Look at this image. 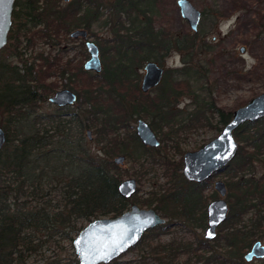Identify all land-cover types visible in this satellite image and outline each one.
Returning a JSON list of instances; mask_svg holds the SVG:
<instances>
[{
  "label": "trees",
  "instance_id": "obj_1",
  "mask_svg": "<svg viewBox=\"0 0 264 264\" xmlns=\"http://www.w3.org/2000/svg\"><path fill=\"white\" fill-rule=\"evenodd\" d=\"M165 4L167 0H15L8 41L0 51V127L6 136L0 153V264L23 263L37 250L35 240L44 236L43 242L51 241L58 233L64 240L73 239L82 229L81 222L117 217L133 204L190 221V208L199 203L192 194L199 196L203 184L186 180L182 159L175 162L159 156L164 143L161 148L144 145L133 122L149 118L162 139L172 140L178 148V132L201 121L202 127L221 130L234 110L205 97L192 112L174 106L178 96L193 92L188 80L190 56L202 41L198 32L179 37L158 28ZM96 24L108 26L112 35L104 41L106 47L100 42L101 74L84 70V59L74 64L60 54L65 41L72 40V31L91 32ZM55 49L59 53H53ZM175 50L183 54L185 65L166 69L162 83L144 93L140 88L144 64L163 62ZM173 73L180 82L174 84ZM62 79L67 82L61 81V86ZM60 86L75 90L77 111L70 113L55 104V111L45 110ZM89 129L96 131L97 151L91 146ZM234 134L239 151L224 170L229 176V214L215 242H199L202 264H248L244 254L264 237V173H256L258 165L264 168V117L242 123ZM120 154L143 158L142 170L130 173L116 164L112 158ZM155 162L165 166L170 186L145 198L139 194L142 180ZM125 177L140 184L129 199L119 193ZM214 197L202 191V206ZM169 224L150 230L136 246L151 231L167 232ZM220 241L221 251L214 245ZM192 250L180 242L159 244L149 254L161 264H187L175 259Z\"/></svg>",
  "mask_w": 264,
  "mask_h": 264
},
{
  "label": "rangeland",
  "instance_id": "obj_2",
  "mask_svg": "<svg viewBox=\"0 0 264 264\" xmlns=\"http://www.w3.org/2000/svg\"><path fill=\"white\" fill-rule=\"evenodd\" d=\"M190 1L203 13L197 31H194L188 21L181 15L177 0H167V4L161 10L159 21L156 23L158 28L168 29L172 34L179 35V37L197 32L201 36L200 48L197 49V53L195 51L190 56L192 62L190 71L192 74L188 80L193 92L183 93L178 96L175 99L174 106L183 109L185 113L192 112L198 108L200 103H202V98L205 97L226 110H236L246 105L253 97L264 92V0ZM89 37L91 41L96 42L101 48L100 42L106 47L104 41L111 38L112 35L108 26L96 24L93 30L89 32ZM65 43L67 50L60 52L64 60L72 59L74 64H76L81 59H84L83 69L85 70L84 64L90 57L86 43H82V38H72V40H66ZM40 45L39 47L41 48L49 49L44 44ZM243 46L246 47L245 52L241 51ZM59 51L55 49L53 53H59ZM183 58V54L175 50L161 63L165 69L179 68L185 65ZM88 72L94 73V71ZM101 72L97 74H101ZM140 72L143 76L144 69L142 68ZM172 75L174 84L180 82L178 76L174 73ZM61 81L67 82L66 79L59 80L61 86ZM61 86L57 90L69 89V87L64 88ZM187 89L190 88L187 86ZM72 91L75 92L73 89ZM45 110L49 112L55 111L56 106L50 103L46 104ZM66 110L70 113L77 111V101L75 104L68 106ZM143 119L150 123L149 118ZM136 124L137 119L133 122L134 130H136ZM89 130L92 137L90 140H93L91 141V146L97 151L96 131ZM221 131L222 128L219 130L209 126L180 131L178 132L179 136L176 137L179 140L178 148L173 147L175 142L172 140L164 141L162 139L164 135L155 131L159 139L164 143L163 145H166V148L159 147L162 149H160L159 156H168L172 160L180 161L186 151L198 149L201 145L203 146L219 135ZM117 156L119 155L115 157ZM136 156H139L138 152ZM115 157L112 159L114 160ZM142 161L143 158L138 160L126 156L122 167L130 173H138V171L142 170ZM152 168V171L146 177H143L141 191L139 192L145 198L150 196L153 190L165 189L170 186L169 177L164 174L165 166L162 163L155 162ZM256 173L258 176L263 174L264 168L258 165ZM227 178H229L227 172H223L216 177V179H221L225 182ZM152 181H156L155 184ZM203 191H205V194H212L214 186H207ZM93 220L95 219L91 221ZM89 223L90 221H83L79 225L83 229ZM218 232L220 234V231ZM78 234L75 233L73 239L64 240L62 235L58 233L51 238V241L46 242H43V240L47 239L43 236V238L35 240V243L39 244L38 247L36 246L37 250L27 256L23 263L17 264H79V257L73 245V241ZM202 239L207 240L205 238V228L201 229L196 226L185 227L183 224L177 223L172 225L169 231L167 230L165 233L151 231L144 243L122 254L115 260V264H161L157 258H153L149 254V250L157 248L159 244H178L179 242L188 243L193 247V250L192 252L181 253L175 261H186L187 264H202V259L198 258L202 255V250L199 246V241ZM257 241H261L264 244V237ZM221 244V241L214 243L219 251L223 250ZM194 248L197 249V252ZM219 251L218 253H220ZM243 258L248 264H264V258L254 257L251 261H247L245 254Z\"/></svg>",
  "mask_w": 264,
  "mask_h": 264
},
{
  "label": "water",
  "instance_id": "obj_3",
  "mask_svg": "<svg viewBox=\"0 0 264 264\" xmlns=\"http://www.w3.org/2000/svg\"><path fill=\"white\" fill-rule=\"evenodd\" d=\"M69 2L70 0H64ZM181 15L188 21L194 31L198 30L202 20V11L190 0H177ZM15 0H0V51L7 44L8 34L12 26V14ZM72 38L88 39V31L84 28L75 29L70 33ZM89 59L84 68L88 71L100 73L103 69L100 48L90 39L86 42ZM246 47L241 51L245 52ZM144 75L140 88L144 93L157 87L164 76L163 64L150 60L144 65ZM76 92L65 88L56 91L50 97L52 104L71 106L76 103ZM264 117V92L253 97L246 105L233 111L231 120L223 127L219 135L195 151L184 154V175L190 181L202 182L211 177L214 172L225 169L236 157L239 151V142L235 138L236 129L247 121H257ZM91 137V131H87ZM136 134L141 142L150 147H159L161 141L150 125L143 118H139L136 124ZM6 136L0 127V153L4 146ZM126 155H119L114 162L122 165ZM138 181L134 177L125 178L119 185V193L126 199L137 193ZM215 188L220 198L210 202L208 206V227L205 238L213 240L218 236V227L227 220L229 205L226 200L227 185L223 180L215 183ZM162 217L153 208H142L133 204L130 209L117 217H102L91 221L83 228L74 239L73 245L79 257V264H109L129 249L135 247L143 235L150 229L165 223ZM254 257L264 258V244L256 241L245 254V259L251 261Z\"/></svg>",
  "mask_w": 264,
  "mask_h": 264
},
{
  "label": "flooded vegetation",
  "instance_id": "obj_4",
  "mask_svg": "<svg viewBox=\"0 0 264 264\" xmlns=\"http://www.w3.org/2000/svg\"><path fill=\"white\" fill-rule=\"evenodd\" d=\"M86 43V42H85ZM166 70V69H165ZM145 72V71H144ZM144 75V74H143ZM142 78H143V76H142ZM142 81V80H141ZM141 84V83H140ZM65 107H68V106H65ZM200 128V127H202V121L200 122V124H197V125H195V126H192L191 128L192 129H195V128ZM153 128V127H152ZM222 129H223V127H222ZM136 131V130H135ZM155 131V130H154ZM161 141V140H160ZM163 143H162V141H161V145H162ZM160 145V146H161ZM205 145V144H204ZM159 146V147H160ZM159 147H157V148H159ZM202 147V145L198 148V149H200ZM153 148H155V147H153ZM198 149H196V150H198ZM195 151V150H194ZM186 152H188V151H186ZM185 152V153H186ZM184 153V154H185ZM184 154H183V156H182V161H183V167H182V169H181V171H182V173L184 174V172H183V170H184V160H183V158H184ZM175 162H178L177 160H174ZM233 161V160H232ZM231 161V162H232ZM230 162V163H231ZM228 167V166H227ZM226 167V168H227ZM225 168V169H226ZM225 169H223V170H221V171H218V172H214L212 175H211V177L209 178V179H207V180H204V181H202V182H198V181H190V180H188L186 177H185V175H184V177L186 178V180L187 181H189V182H195V183H198V184H203V189L205 188V187H207V186H214V192L212 193V194H209V195H215V197L213 198V199H211L210 201H209V203L206 205V206H202V191H203V189H202V186H201V191H200V193H199V196H198V194L197 193H195V194H192L193 195V199L195 200V201H197L198 200V202L199 203H197L195 206H192V208H190L191 209V211H190V214H189V219H190V221L189 222H186V221H184V220H180L179 218H170V217H164V216H162L161 215V213H159L156 209V211L162 216V217H164L165 219H166V221H165V223H170L169 224V228L167 229L168 231H169V229H170V227L172 226V225H174V224H183L185 227H188V226H196V227H199V228H201L202 229V212L203 211H205V213H206V226H205V231H206V229H207V227H208V206H209V204H210V202L211 201H213V200H215V199H218V198H220L221 196H220V194L217 192V190H216V188H215V183L218 181V180H221V179H216V177L219 175V174H221V173H223V172H225L224 170ZM224 181V180H223ZM225 182V181H224ZM226 183V182H225ZM226 185H227V183H226ZM227 191H228V185H227ZM217 195H219V197H217ZM195 196V197H194ZM199 199H200V201H199ZM141 207V206H140ZM143 208V207H142ZM145 208H149V207H145ZM151 208H153V207H151ZM130 209V208H129ZM154 209V208H153ZM127 211V210H126ZM228 214H229V211H228ZM165 223H163V224H165ZM224 223V222H223ZM222 223V224H223ZM163 224H161V225H163ZM222 224L218 227V231H220L221 229V227H222ZM158 226H160V225H158ZM158 226H156L155 228H157ZM155 228H153V229H155ZM150 230H152V229H150ZM149 230V231H150ZM149 231H147V232H149ZM146 232V233H147ZM145 233V234H146ZM144 234V235H145ZM218 234H219V232H218ZM143 235V236H144ZM218 237V236H217ZM216 237V238H217ZM143 238V237H142ZM215 238V239H216ZM215 239H213V240H215ZM207 240H209V239H207ZM213 240H209V241H213ZM201 242H202V240H200ZM199 241V242H200ZM180 243V242H179ZM181 254V253H180ZM246 254V253H245Z\"/></svg>",
  "mask_w": 264,
  "mask_h": 264
},
{
  "label": "bare ground",
  "instance_id": "obj_5",
  "mask_svg": "<svg viewBox=\"0 0 264 264\" xmlns=\"http://www.w3.org/2000/svg\"><path fill=\"white\" fill-rule=\"evenodd\" d=\"M87 31H88V30H87ZM88 35H89V32H88ZM88 39H90V37H88ZM88 39H84V40H86V42H87ZM95 43H96V42H95ZM96 44H97V43H96Z\"/></svg>",
  "mask_w": 264,
  "mask_h": 264
}]
</instances>
